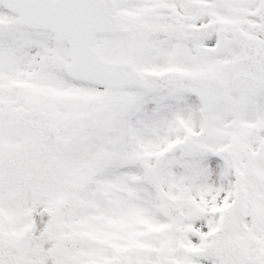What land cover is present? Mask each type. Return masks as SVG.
<instances>
[{
  "label": "snow or ice",
  "instance_id": "1",
  "mask_svg": "<svg viewBox=\"0 0 264 264\" xmlns=\"http://www.w3.org/2000/svg\"><path fill=\"white\" fill-rule=\"evenodd\" d=\"M0 264H264V0H0Z\"/></svg>",
  "mask_w": 264,
  "mask_h": 264
}]
</instances>
